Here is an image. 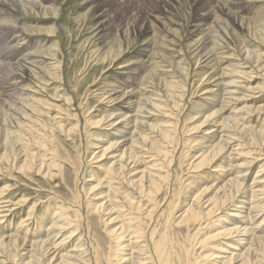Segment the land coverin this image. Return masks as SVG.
Masks as SVG:
<instances>
[{
  "label": "rangeland",
  "instance_id": "1",
  "mask_svg": "<svg viewBox=\"0 0 264 264\" xmlns=\"http://www.w3.org/2000/svg\"><path fill=\"white\" fill-rule=\"evenodd\" d=\"M55 1V15L31 6L23 18L5 5L1 20L12 27L11 20L23 18L18 26L27 54L39 62L23 63V79L7 84L19 54L5 55L7 62L0 57V264H48L52 250L40 246L33 259L31 248L63 238L57 232L47 238L57 212L71 223L63 234L77 233L71 247L82 244L88 264H119L114 255L127 253L114 240L120 225L131 232L140 227L148 239L165 235L167 264H202L214 252L213 242L202 241L226 213L178 223L185 209L197 211V192L210 188L209 198L224 185L218 194L224 205L241 181L239 191H251L255 180L264 192V0H238L228 17L215 3L208 8L210 0ZM150 10L163 22L142 26ZM122 93L131 94L130 120L146 121L135 143L130 133L118 140L109 126L122 114L114 98ZM116 141H123L119 149H106ZM217 145L220 160L201 161ZM122 152L158 171V184L124 179L114 165ZM106 192L112 211L93 213ZM252 217L257 224L264 211ZM263 244L251 249L260 264ZM154 264L161 263L155 258Z\"/></svg>",
  "mask_w": 264,
  "mask_h": 264
},
{
  "label": "bare ground",
  "instance_id": "2",
  "mask_svg": "<svg viewBox=\"0 0 264 264\" xmlns=\"http://www.w3.org/2000/svg\"><path fill=\"white\" fill-rule=\"evenodd\" d=\"M48 1H50V2H48L49 4H52V6H50V8L44 6V3L47 2L46 0H44V1L38 0V2H35V0H32V1H30V0H0V55H1L0 57L1 58L3 57L4 62L5 61L7 62L8 59H10V58L6 57L5 55H7V54L11 55V53L12 54L13 53L19 54L18 59L16 60V62L13 65V66H17L16 68H19V69H17V71L14 73L9 74V78L7 80H5L4 83L8 84L9 81L16 80L17 78L23 79L22 74H23L24 70H23L22 64L23 63L24 64H26V63L27 64L28 63L35 64L39 60L37 57H32V56L27 54L28 46L25 44L26 39H25V36H24L22 29L18 26V23H20L23 20V18H25L27 9H29V7H31V6L38 7L40 10L50 11L52 13V15H55L57 13V9L53 5L56 4V1L55 0H48ZM236 1H238V0H224V1H222V0H220V1L219 0H210L211 4L209 5L210 7H208V8H212V6H213L212 4L215 3V11L218 12L219 15L223 16V14H224V16L228 17V15L230 13V9L233 7L239 6L238 4H236L237 3ZM5 5H7V7L9 6L11 8V10H16V11L23 14V18H17V19H15V22H12V20H11V23L13 25L12 27H10V22H1V20L6 18L5 16L3 17V12L6 11V10H4ZM156 17H158V18H156ZM201 18H203V17H201ZM8 19H11V18L9 17ZM152 19L155 20L157 23L163 22L162 18H160L158 15L157 16L155 15V10H150V13L144 18L143 21H141L140 24L142 26H145ZM216 19H217V22L219 23L218 17H216ZM102 21L99 20V22H102ZM200 21H202V20H200ZM9 37H11V39ZM5 38L8 39L7 42H5ZM11 43H14V44L11 45ZM3 53H4V55H2ZM3 61H2V63H4ZM0 66H2V65L0 64ZM11 85L12 84H9L7 88L11 89ZM6 94H7V92H6ZM114 98H117L119 100V102H120L119 104H121V105H119L118 107H119L120 112H122V114L121 115L119 114V116H117L116 119L114 118L116 121L115 122L112 121V123L109 126H113L114 128H116L115 136L118 140L125 139L126 135L130 133V136L132 137V143H133L136 135L138 134V130L140 129V127H143L145 125L146 121H144V118L140 122L136 121V120H130L131 116L129 117L127 115V112H129V110H130L129 106H131V103H132V102H130L131 94H126V93H122L120 95L117 94V96H115ZM125 105H128V107ZM154 105H156V104H154ZM160 108L161 107H159V108L155 107L156 111ZM218 112H220V111H218ZM214 114H217V113H214ZM126 115H127V118H126ZM109 117H111V115ZM231 123L232 122H230V124ZM225 127H226V125H225ZM226 128H228V127H226ZM149 129H150V126H149ZM262 132H264V131H262ZM162 133H163V131H162ZM263 135L264 134L259 133V136H263ZM144 136H146V135H144ZM120 141L119 142L116 141L113 144L108 143L107 144L108 147L106 149L109 150L112 147H114V148H112L113 150L119 149V147L122 145V142H123L122 141L120 143ZM220 146L217 145L216 147H214L213 151L211 150L207 155L203 156L201 161H204L207 158L209 159L210 156L212 158L209 162L220 160V158L222 156V152H220V151H222V149L220 148ZM136 147H137V145H136ZM134 149H137V148H134ZM134 149L132 148V150H134ZM132 150H131V152H132ZM135 156H136V154H131L128 152H122V154L120 156H117L115 158L116 160L114 162V165L116 167L118 166V168L121 169L120 174H122V176H123V174H126L123 176L124 179H126L127 176H128V180H129V177L131 179H134L137 176H140L139 177L140 180L136 181L135 182L136 184L139 182L144 183V184L148 185V186L146 185L148 188H151L152 187L151 185H157L158 182L160 181L161 177H162L161 174H159L158 171L155 172L152 168L146 167V165L143 164L142 160L138 161L136 159L137 157L135 158ZM132 157H133V159H132ZM158 162H159V160H158ZM250 165H251V163H250ZM137 166H139V167H137ZM245 177H246V175L244 176V178ZM144 178H145V180L143 181ZM230 181H231V179L229 180V182ZM233 181H235L234 183L237 182L234 179H233ZM233 181L231 182V184L233 183ZM99 182H101V181H99ZM99 182H97V183L99 184ZM241 183H242V181L240 182V184L237 183L236 189L232 193L234 195L232 197L230 196V201H228L227 204L224 205V201L221 202L218 198V194H219V196H221L225 192L224 191V189H225L224 185H223L224 187L221 186L220 188H218L214 194L212 193L213 194L212 197H209V198H207L208 192L211 193V191L209 190L210 188H207V189L200 191L199 193L197 192L196 201H195V203L198 207L197 211H195V209H193V208H195L193 206L192 209H190V208L185 209L184 211H182L179 214L178 223L185 224L188 226L189 223L199 222L198 220L201 218L208 219V218H211L212 216L218 217V214H223V213L225 214L226 213V215L223 216L225 219H222L221 225L216 230V232L214 234H212L210 237H208L202 241V243H207V244H211V242H213L212 243V247H213L212 249L214 251L209 256L207 255L206 257L201 259L203 261L202 264H260V261L258 260L259 258L258 257L255 258V256L251 253V249L255 245V242L258 244L264 243V224H263L264 220L259 221L257 224H254L255 222L253 221L252 218H256V217H252V214L255 212L257 213V212H263L264 211L263 206L262 207L259 206V203H260L259 200H262V199H259V197H262L264 195V192L258 188V183L255 180H254V183L252 184L251 188L248 187L251 189V191L249 190L251 193L249 195L255 201L254 202L255 204L253 203L254 206L252 207V208H254V210H253L254 212L250 213L251 209H252L251 208L252 203H250L249 200L247 199V197L245 196L248 189H247V191H245L244 189H246L245 188L246 186L244 185L245 187L243 188V190L240 189L241 191H239V188L242 185ZM102 184L100 183L101 186H102ZM107 185L110 187V189L113 188L111 185V182H108ZM141 188L143 189V186H141ZM233 188H234V186H233ZM138 189H139V187H138ZM128 193H126V194H128ZM133 194H135V193H133ZM108 195H109V193H107V192L104 193L105 197H103L101 199L102 202L99 205H96V206L91 208L93 213H99V212L105 213V212H107V214H108L112 211L111 209H109L111 211H108V206H106V204H108V203H106L108 201V198H109ZM126 197H129V196H126ZM193 198H195V197H193ZM206 198H207V200H205ZM218 200H219V202H218ZM0 204H1V202H0ZM192 204H194V203H192ZM3 207H4L3 205L0 206V208H3ZM132 207H133V205H132ZM138 208H140V207H138ZM255 208H257V209L255 210ZM62 216H63V213H61V212L56 213L57 219H55V221L49 227L47 238L49 236H52V238H53V235L56 232H57L56 233L57 235L61 234L60 237H63V238L60 241H58L57 243L55 241L54 244L51 243L49 245H46L47 243H44V242H38L35 244L32 243V248H31L32 254L30 257H32L34 259L35 255L37 253L36 254H33V253H35V251L38 247L44 245V247H46V248H44L46 250V253H49L51 250L53 251L50 253V255L48 254L49 255L48 259H46L48 264H88V263H86V261L88 260V255L86 254V251H85L83 245L79 244L76 241L77 244H75L73 247H71L70 243H73V241H75V238L77 237V233L75 231H69L68 234H66V233L63 234V232L70 229L71 223H68V220L66 219V217L61 218ZM115 218H117V216ZM219 219L220 218H218L217 220H219ZM133 220L134 219H129L128 223H130V224L134 223ZM249 222H252V224H248ZM210 223H211V221H210ZM212 223H214V222L212 221ZM124 226L123 225L118 226L116 228V231L113 234L115 236L114 240L116 241V247L119 248L120 250H126V252H127L126 254L121 255V256H118L116 254L114 255L117 263H119V264H154V260H155V258H157V260L160 261L161 264H167V263H165V254L167 252V243L165 244V235L162 236L159 234V235H157L156 238H154V234H151L150 239H148L146 236L141 235V233H140L141 231H139L140 227L135 229V230L133 229V231L131 232V231H125L126 229L123 230ZM121 229H122V231H120ZM142 231H143V229H142ZM124 233H126V236H123ZM127 236H129V238L126 241H122L124 239V237L127 238ZM247 237H249V239L251 238V242L249 241V239L247 240ZM236 239H239L240 243L234 242V243H236V244H234L233 241H235ZM78 241H79V239H78ZM149 241H152V243L149 244L148 243ZM248 241H249L248 246L243 247V245H246L245 243H247ZM123 242L126 244V246H124V247H122L124 245ZM69 247H71V248L69 251H67V248H69ZM209 248H211V246H209ZM231 249L234 252L232 257L227 258L225 256L226 258H224L223 254H225L227 252V250H229V252H230ZM255 249H254V251H255ZM255 252H257V251H255ZM259 252H258V254H259ZM261 254H263V253L261 252ZM29 261H31V260H29ZM28 264H30V262Z\"/></svg>",
  "mask_w": 264,
  "mask_h": 264
}]
</instances>
